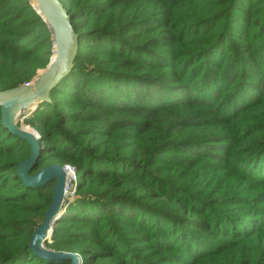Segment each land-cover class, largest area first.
Masks as SVG:
<instances>
[{
    "label": "trees",
    "instance_id": "trees-1",
    "mask_svg": "<svg viewBox=\"0 0 264 264\" xmlns=\"http://www.w3.org/2000/svg\"><path fill=\"white\" fill-rule=\"evenodd\" d=\"M59 1L74 69L24 119L44 143L31 173L76 176L45 245L82 264H264V0ZM52 50L30 0H0V91ZM30 154L0 112V264H55L30 247L55 184L24 185Z\"/></svg>",
    "mask_w": 264,
    "mask_h": 264
},
{
    "label": "water",
    "instance_id": "water-1",
    "mask_svg": "<svg viewBox=\"0 0 264 264\" xmlns=\"http://www.w3.org/2000/svg\"><path fill=\"white\" fill-rule=\"evenodd\" d=\"M37 13L48 25L52 35L53 54L56 60L48 63L41 74L32 83L0 91V112L2 125L9 132L23 140L31 147L30 156L19 163L17 174L24 185L32 188L42 187L54 181L52 202L47 209L44 220L36 228L30 240L34 255L55 264H82V257L77 253L47 249L46 241H51L56 225L66 206L69 178L66 165L52 164L31 173L37 166L42 154L43 139L35 129L26 126L18 117L25 110L34 111L42 102L51 101V92L74 69L78 54L79 37L71 16L59 0H30ZM34 2L37 3L35 7ZM41 71H39L40 73ZM73 195L70 196L72 199Z\"/></svg>",
    "mask_w": 264,
    "mask_h": 264
},
{
    "label": "built area",
    "instance_id": "built-area-1",
    "mask_svg": "<svg viewBox=\"0 0 264 264\" xmlns=\"http://www.w3.org/2000/svg\"><path fill=\"white\" fill-rule=\"evenodd\" d=\"M32 82H33V81H32ZM32 82H31V83H32ZM31 113H32L31 110H25V111H23V112L20 114V116H21V117H20V121L22 122L25 118L29 117ZM66 167H67V169H68V168L72 169L73 172H74V168H73L71 165H66ZM73 181L76 182L75 172H74V178H73V180L70 181L69 184H68V186H67V197H70L71 195H73L72 191H70L71 188L74 187V185H73Z\"/></svg>",
    "mask_w": 264,
    "mask_h": 264
},
{
    "label": "rangeland",
    "instance_id": "rangeland-1",
    "mask_svg": "<svg viewBox=\"0 0 264 264\" xmlns=\"http://www.w3.org/2000/svg\"><path fill=\"white\" fill-rule=\"evenodd\" d=\"M53 49H54V48H53ZM42 72H43V70H41V72H40L39 74H41ZM37 77H38V76H37ZM37 77H36V78H37ZM36 78H35L34 80H36ZM21 113H22V112H21ZM20 117H21V116L18 117L19 120H20ZM26 126L30 127L32 130L34 129V128H32L31 126H29V125H27V124H26ZM69 181H71V180H69ZM70 191H72V193H73V192L75 191V187H72ZM67 198H70V197H67ZM45 247H46L47 249H50V248H48L46 245H45Z\"/></svg>",
    "mask_w": 264,
    "mask_h": 264
},
{
    "label": "bare ground",
    "instance_id": "bare-ground-1",
    "mask_svg": "<svg viewBox=\"0 0 264 264\" xmlns=\"http://www.w3.org/2000/svg\"><path fill=\"white\" fill-rule=\"evenodd\" d=\"M55 60H56V54H55L54 60H53V62L51 64H53L55 62Z\"/></svg>",
    "mask_w": 264,
    "mask_h": 264
}]
</instances>
